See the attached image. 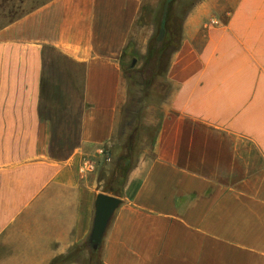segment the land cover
Listing matches in <instances>:
<instances>
[{
	"label": "crops",
	"instance_id": "obj_1",
	"mask_svg": "<svg viewBox=\"0 0 264 264\" xmlns=\"http://www.w3.org/2000/svg\"><path fill=\"white\" fill-rule=\"evenodd\" d=\"M157 2L51 0L0 29V264H50L88 238L101 192L78 170L117 140L120 60ZM166 78L101 264H264V0L200 1Z\"/></svg>",
	"mask_w": 264,
	"mask_h": 264
},
{
	"label": "trees",
	"instance_id": "obj_2",
	"mask_svg": "<svg viewBox=\"0 0 264 264\" xmlns=\"http://www.w3.org/2000/svg\"><path fill=\"white\" fill-rule=\"evenodd\" d=\"M200 1L202 0H158L154 7L141 9L137 26H151L153 33L147 43L145 55L138 59L134 58L136 61L123 69L127 87L126 103L121 112L117 140L112 148H103L102 160L97 164L101 169L97 178L101 194L123 198L127 176L133 170L130 164L134 152L140 135L146 130L144 125L146 110L151 105L163 104L168 98L170 85L166 75L170 60L180 47L182 25L186 16ZM127 52L132 55L130 46L123 52V57L127 56ZM161 117L162 113L160 120ZM160 120L153 136V143ZM107 167L110 169L108 177L105 178ZM101 246L102 242L96 250H92L87 238L82 245L50 264H70L85 253L87 258L84 264H101Z\"/></svg>",
	"mask_w": 264,
	"mask_h": 264
},
{
	"label": "rangeland",
	"instance_id": "obj_3",
	"mask_svg": "<svg viewBox=\"0 0 264 264\" xmlns=\"http://www.w3.org/2000/svg\"><path fill=\"white\" fill-rule=\"evenodd\" d=\"M50 1L51 0H0V29L26 16L33 10L37 9L41 5H44ZM145 7H154V6L147 5ZM152 33H153V29L151 26H142V27L136 26V28L134 29L132 33L133 36L131 38V41L127 45V47L130 46V51L132 52V55L127 52V56L123 57V54H122L123 58L121 57V60H120L122 72H123L124 67H127L131 64V62L136 61V60H133L134 58L138 59L139 57H142L145 55L147 43L150 37L152 36ZM169 93H170V90H169ZM163 104L161 103L160 105L159 104L151 105L146 110L145 117H144V125L146 127V130H144V132L140 135L139 143L134 152V158L132 159L131 164H130V166H133V169L136 167V165L138 164V161L143 156L149 159V157H151L152 155L151 151H152V145H153L152 144L153 136L159 124L160 113H162ZM112 146L110 147L112 148ZM54 154L57 156L59 154V151H54ZM54 154L52 153V155ZM107 163H109V161ZM109 169L110 167H107L105 170V175H106L105 178L108 177ZM100 171L101 169L98 167L96 170L97 178L99 177ZM81 258L82 257H79L77 261H80ZM85 260L86 259L83 258V260L81 261V264H84Z\"/></svg>",
	"mask_w": 264,
	"mask_h": 264
},
{
	"label": "water",
	"instance_id": "obj_4",
	"mask_svg": "<svg viewBox=\"0 0 264 264\" xmlns=\"http://www.w3.org/2000/svg\"><path fill=\"white\" fill-rule=\"evenodd\" d=\"M123 201L105 194H98L94 200V217L88 236L92 250H96L103 240L108 225Z\"/></svg>",
	"mask_w": 264,
	"mask_h": 264
},
{
	"label": "built area",
	"instance_id": "obj_5",
	"mask_svg": "<svg viewBox=\"0 0 264 264\" xmlns=\"http://www.w3.org/2000/svg\"><path fill=\"white\" fill-rule=\"evenodd\" d=\"M214 25H216L215 23H213ZM99 155L103 156V152L99 151L98 153ZM96 163L93 161H88V160H84L82 162V165L80 166L79 170H78V175L81 179L86 178L88 175L95 173L97 167H96Z\"/></svg>",
	"mask_w": 264,
	"mask_h": 264
}]
</instances>
